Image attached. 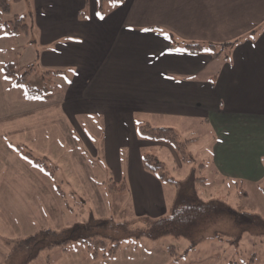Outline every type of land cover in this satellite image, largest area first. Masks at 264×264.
<instances>
[{
  "label": "crops",
  "instance_id": "obj_1",
  "mask_svg": "<svg viewBox=\"0 0 264 264\" xmlns=\"http://www.w3.org/2000/svg\"><path fill=\"white\" fill-rule=\"evenodd\" d=\"M26 2L32 21L37 18L41 26L61 23L50 31L31 30L37 61L44 73L57 74L61 85L16 92L24 75L15 76L13 62H0V121L9 122L0 132V223L7 229L6 234L0 232V264L12 238L83 220L76 217L83 212L77 204H68L67 213L59 209L57 200L66 194L75 197L78 191L82 204L101 199L88 215L122 213L120 193H128L134 216L167 213L173 186L147 170L141 156L150 143L174 145L143 135V125L180 130L187 121L204 120L212 134L215 171L247 183L264 206V0ZM17 33L0 25V45L8 48V38ZM184 42L230 44L214 56L208 48L187 50ZM31 107L40 110L39 117L27 118ZM52 132L66 147L70 180L20 171L30 169L19 156L22 139L7 142L10 136L27 135L41 154L38 165L47 169L43 156L52 148L40 143ZM117 146L128 148L118 159ZM111 151L114 158L109 159ZM111 183L123 187L112 190ZM243 191L246 198L248 191ZM105 198L110 213L104 209ZM56 247L41 250L28 264H120L118 255L124 249L122 260L134 256L138 264H162L166 259L156 240L129 242L114 256L98 258L83 244Z\"/></svg>",
  "mask_w": 264,
  "mask_h": 264
},
{
  "label": "rangeland",
  "instance_id": "obj_2",
  "mask_svg": "<svg viewBox=\"0 0 264 264\" xmlns=\"http://www.w3.org/2000/svg\"><path fill=\"white\" fill-rule=\"evenodd\" d=\"M10 3L11 6L9 12L0 14V22L10 24L9 21H11L13 15L16 14L18 16H24L25 20L30 24V26H33V29H29L30 32L28 35L24 34L23 32V34L17 33V35H12L9 37L8 48L0 45L1 64L4 65L7 61L13 62L15 76L20 77L24 75L23 77H25L21 81L22 84L18 87H15L16 92H18V90H22V92H24L26 87H29V89H33L32 87L42 88L43 86L47 89L60 87L61 82H58L57 74L44 73L46 69L43 68L37 61L35 43L33 41V33L31 30L50 31L53 26H60L61 23L45 24L44 26H41L38 23L37 18H34L32 21L28 15L29 6L26 0H21L19 2L10 1ZM36 42H38V40H36ZM3 71L6 75L4 66ZM5 80L6 82H11L9 79L5 78ZM30 109L34 111L33 113L29 114L27 118L40 116L39 109L36 111L35 107H31ZM41 118L43 121V117ZM16 122L13 124H16ZM6 123L0 121V132L2 129L7 127ZM176 131L178 133L179 141L182 142L181 147L178 149L176 148L178 151L169 145L150 143L147 146H144V153L149 152L157 155L159 157L158 159L165 164L168 174L175 177L176 179L185 177L191 170H193L197 176H202L204 178L203 183L197 187V190L202 197L216 196L224 199L229 204L234 206L240 205L251 211H256L260 214L264 213V206L258 203L257 198L254 196L253 190L247 183L242 184L239 181H232L229 178L222 177L215 171L211 161L210 144L212 141V134L204 120L200 121L199 119H196L193 121H187L183 128H180V130ZM46 137L48 138L47 141H42L40 145L43 148H52V151L49 152L48 156L45 154L43 156V158H46V160H43V162L47 166V169L38 165L36 159H40L41 154L35 151L34 142L27 141V135L23 134L19 136H10L7 138V142L14 144V142L11 141L15 140L16 138L22 139V150L19 156H21L30 169L24 170L20 168V171H27V173H30V170L40 171L43 174L48 176L51 175V177L58 180L61 178L70 180L71 173L66 159V147L62 139L57 135L56 132H52ZM93 138L95 142L97 136H93ZM117 147H119L117 148L118 159L120 154H125L128 151V148L121 146ZM107 155L109 159L114 158L112 151L108 152ZM88 156L89 159L93 157L91 152L88 153ZM101 157L102 153L98 158ZM93 160L94 159L91 158V161ZM2 170L3 166L0 164V175L3 173ZM49 171L52 172V174ZM70 185L73 186V188L77 187V185L72 181L70 182ZM99 185L102 186V183H99ZM63 186L65 187V183ZM101 188L102 187H99L98 190H100L103 195ZM243 190L248 191V196L246 198L240 194ZM66 196L67 197L64 199L57 200L59 209L67 213L66 206L68 204L79 205L80 210L83 212L82 216L80 214H76L78 219L80 217H83V219L84 217H88V212L90 211L89 209H96L97 205L101 204V199L98 198H91V200L86 199V203L82 204L78 191H76L75 197L71 194H66ZM120 199H117V203L121 201L120 208L121 210H124L122 212L124 216L123 219H129L127 220L128 227L138 229H144L147 227L148 223H145L144 221L134 217L132 209L128 207L130 206L128 193H120ZM81 205H83V209ZM109 207L110 202L107 200L105 202L104 209H107L108 213H110ZM76 208L77 206H75V211ZM110 215H113V213L111 212L108 214V216ZM113 217H115L114 220L116 221L120 219L118 215H113ZM0 232L3 234L7 233V229L3 222L0 223ZM232 234L233 227L231 224L225 225L217 223L213 229V233L211 230L205 232L200 236V238H203L194 244H191L189 239L173 237L170 235L162 236L156 239V241L157 243L163 245L166 253L170 257L169 259L168 255L164 252L166 259L162 264H264V234L256 235L253 233H243L238 240L233 239V237L231 239ZM145 241H150V238L143 237L139 240H135L133 238L126 240L124 239L122 241V247L120 250H122L123 247L129 242ZM168 245L175 246L177 252L176 255H171L167 251L166 247ZM130 247L132 248V246ZM124 253L125 249L118 255L121 256L122 262L120 264H138V258L134 256L130 257L128 260L125 258L122 260ZM141 253H134L133 255H138ZM43 254H45V251L41 252L40 256H43ZM139 259H141V257H139ZM177 259H179L181 262L175 263L178 261ZM141 264L148 263L146 260H144Z\"/></svg>",
  "mask_w": 264,
  "mask_h": 264
},
{
  "label": "trees",
  "instance_id": "obj_3",
  "mask_svg": "<svg viewBox=\"0 0 264 264\" xmlns=\"http://www.w3.org/2000/svg\"><path fill=\"white\" fill-rule=\"evenodd\" d=\"M10 1L20 0H0V14L9 12ZM9 23L0 22V25H4L3 27L9 33L28 32L30 29V24L24 16L15 14ZM229 44L227 42L220 44L184 42L187 50L200 51L208 48L214 56H220L221 48ZM140 131L151 138L167 140L177 149L181 147L182 142L179 141L178 134L172 128L143 125ZM141 159L147 170L157 174L159 179L173 186V198L167 213L156 218L134 216L148 223L144 229L128 227L127 220L129 219H123V213L118 212L120 219L117 221L114 220L115 217H99L90 212L88 217L69 226L41 227L31 233L12 238L3 264H28L41 250L53 246H59L65 250L71 245L83 244L92 258H98L114 256L120 251L122 241L130 238L139 240L147 237L150 240H156L170 235L189 239L191 244H194L203 238L200 236L205 232L211 230L213 233L217 223L231 224L233 234L235 230L231 239L233 237L235 240H238L243 233L264 234V215L240 205L234 206L216 196L202 197L197 187L203 183L204 178L197 176L193 170L185 177L176 179L168 174L165 164L155 154L143 153ZM111 184L114 185L112 190L120 191L123 187L122 184ZM240 194L244 196L245 192L242 191ZM166 249L171 255L177 253L175 246L168 245Z\"/></svg>",
  "mask_w": 264,
  "mask_h": 264
}]
</instances>
